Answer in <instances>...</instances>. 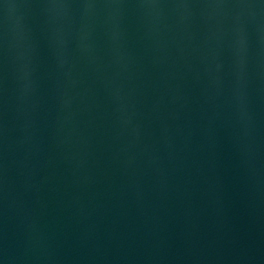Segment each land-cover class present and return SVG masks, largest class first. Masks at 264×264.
I'll return each mask as SVG.
<instances>
[{"label": "water", "instance_id": "1", "mask_svg": "<svg viewBox=\"0 0 264 264\" xmlns=\"http://www.w3.org/2000/svg\"><path fill=\"white\" fill-rule=\"evenodd\" d=\"M0 264H264V0H0Z\"/></svg>", "mask_w": 264, "mask_h": 264}]
</instances>
